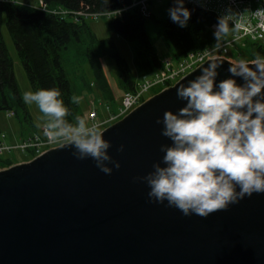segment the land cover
I'll return each instance as SVG.
<instances>
[{"label": "water", "instance_id": "water-1", "mask_svg": "<svg viewBox=\"0 0 264 264\" xmlns=\"http://www.w3.org/2000/svg\"><path fill=\"white\" fill-rule=\"evenodd\" d=\"M220 59L217 83L232 63ZM208 61L101 131L121 165L109 164L110 175L65 143L0 169V264H264V193L206 218L185 216L134 179L162 161L161 145L172 141L156 121L186 105L176 89Z\"/></svg>", "mask_w": 264, "mask_h": 264}, {"label": "clouds", "instance_id": "clouds-1", "mask_svg": "<svg viewBox=\"0 0 264 264\" xmlns=\"http://www.w3.org/2000/svg\"><path fill=\"white\" fill-rule=\"evenodd\" d=\"M169 14L180 27H185L191 16L184 0H176ZM253 14L264 19V8ZM233 15L229 10L218 17L214 50L229 33ZM222 65L223 61L213 56L199 76L186 86L179 84L176 94L186 105L177 113L165 111L163 119L156 121L163 124L161 134L172 144L161 145L165 154L153 171L134 178L147 183L151 200L167 201L185 216L206 218L245 196L264 193V57L229 63V78L217 83V69ZM235 77L244 83H237ZM60 96L58 88L23 94L26 104L35 103L49 118L44 130L49 142L65 141L64 147L74 149L76 159H93L105 174L113 171L109 164L119 169L120 163L108 153L110 141L84 119L69 123V109ZM71 102L78 103V98L72 97ZM123 150L121 145L118 151Z\"/></svg>", "mask_w": 264, "mask_h": 264}, {"label": "trees", "instance_id": "trees-1", "mask_svg": "<svg viewBox=\"0 0 264 264\" xmlns=\"http://www.w3.org/2000/svg\"><path fill=\"white\" fill-rule=\"evenodd\" d=\"M9 1L0 0V27L4 18L32 92L58 88L59 98L69 109L66 120L73 125L79 117L84 119L90 98L104 102L115 113L123 94L134 92L140 77L162 67L148 29L158 30L174 61L216 42L211 26L217 25L218 16L192 6L187 0H184V7L191 16L185 27L170 18L169 9L176 6V0ZM93 15L105 19L107 30L128 43L132 66L118 52L111 37L98 39L92 32L84 17L97 19L92 18ZM244 43L243 47L237 46L240 52L238 56L235 52L237 59L251 62L257 56L264 57V41L245 40ZM103 57L109 58L115 68L117 95L109 84L101 62ZM76 62L83 65L84 71L75 70ZM72 97L78 98V103L73 104ZM0 111H12L19 129L14 136L0 129V140L1 134H6L8 141H14L38 131L17 86L1 29ZM43 117L49 122L47 116L43 114ZM29 156L32 158L31 154ZM13 164L8 157L0 158V168Z\"/></svg>", "mask_w": 264, "mask_h": 264}, {"label": "built area", "instance_id": "built-area-1", "mask_svg": "<svg viewBox=\"0 0 264 264\" xmlns=\"http://www.w3.org/2000/svg\"><path fill=\"white\" fill-rule=\"evenodd\" d=\"M189 4L194 7L201 8L206 11L213 12L218 17L226 14L229 10L234 14L229 21L231 29L226 37L221 41V47L214 50V45L203 50L189 54L180 61H174L168 58L162 61V67L158 70L140 77L136 81V89L134 92H127L123 94L120 105L117 110L112 112L109 107L102 101L90 98L88 100L87 112L84 115V120L88 126H95L100 131L125 117L135 107L145 101L147 94L149 97L158 93L159 91L171 87L176 81L190 73L196 67L201 65L213 56L225 59L231 51L240 54L237 46L243 47L245 40L250 41H264V19L255 16L253 13L259 9L264 8V0H187ZM42 4L41 2H39ZM141 3H143L141 1ZM144 6V5H143ZM109 17L110 15H106ZM92 18H97L93 15ZM240 27L237 28L236 25ZM215 26H211V30L215 31ZM159 88V91H155ZM148 97V98H149ZM147 98V99H148ZM125 101H130L125 103ZM7 117H13L12 111L7 112ZM82 119V117H79ZM46 125L41 126L37 132L27 135L23 138L14 141H8L6 134H1L0 140V158L5 154H9L13 150L27 152L32 155V158L37 157L44 151L62 145L65 141L49 142L44 135Z\"/></svg>", "mask_w": 264, "mask_h": 264}, {"label": "rangeland", "instance_id": "rangeland-1", "mask_svg": "<svg viewBox=\"0 0 264 264\" xmlns=\"http://www.w3.org/2000/svg\"><path fill=\"white\" fill-rule=\"evenodd\" d=\"M16 1L20 2L23 0H11L9 2L10 3H16ZM158 6L159 5H157V7ZM153 9L155 12L156 7H154ZM84 18L88 21L89 27L91 28L92 32L96 35V37L98 39H105V38L111 37L112 40L114 41L117 49H118V52L127 60L129 65L132 66V56H131V52H130L128 43L124 39L120 38L119 36H116L113 33H110L107 30L106 20L103 18H97V19H91V20H88L89 17H84ZM0 29H1L3 41L5 43L8 55L12 61V64H13L14 77H15L17 86L20 90L21 96L23 98V94L25 92L32 91V89H31L29 82L26 78L22 64H21V62L17 56L15 46L12 42V39H11V37L7 31L4 18H3V22H2ZM148 32H149V35L152 39V42L156 48L157 55L160 58V60L164 61V60L170 58L169 51L166 47V44L164 43V40L159 36L158 30L156 28L148 29ZM228 56L235 58V59H228L232 63H235V62L240 60V59H237L234 51H231V53H229ZM244 60H247V59H244ZM101 62L105 68L109 84L111 85V88L113 89V93L115 95H117L118 91H117L116 82L114 79L116 76L115 68L111 64L110 59L107 57H103L101 59ZM112 63H113V61H112ZM76 65H77V67L75 68V70L80 71V69H81L82 71H84L83 65H80L79 62H76ZM88 71H89V69H88ZM155 91L158 92L159 88H156ZM149 96H150V94H147L145 99H147ZM81 105H82V103H81ZM25 106H26L27 111L29 113L30 120L33 122V124L38 129L41 128V126L46 125L48 123V121L43 117V113H41V111L38 109V107L36 106L35 103H32V104H26L25 103ZM82 110L85 111L84 106H83ZM6 115H7V112L0 111V129L3 132L7 133L8 135L14 136L13 134H16L17 132H19L18 122H17L18 119L16 117H7ZM7 157H8V159H10L14 163L26 162V161H29L32 159V158H30L29 153L21 152L18 150H13L9 154H5L2 158H7Z\"/></svg>", "mask_w": 264, "mask_h": 264}, {"label": "crops", "instance_id": "crops-1", "mask_svg": "<svg viewBox=\"0 0 264 264\" xmlns=\"http://www.w3.org/2000/svg\"><path fill=\"white\" fill-rule=\"evenodd\" d=\"M1 169V168H0Z\"/></svg>", "mask_w": 264, "mask_h": 264}]
</instances>
